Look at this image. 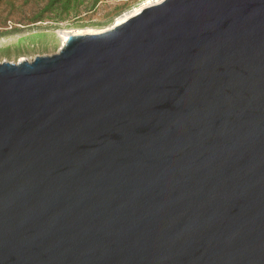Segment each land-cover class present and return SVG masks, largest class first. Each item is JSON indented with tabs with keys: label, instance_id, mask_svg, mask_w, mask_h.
I'll use <instances>...</instances> for the list:
<instances>
[{
	"label": "water",
	"instance_id": "1",
	"mask_svg": "<svg viewBox=\"0 0 264 264\" xmlns=\"http://www.w3.org/2000/svg\"><path fill=\"white\" fill-rule=\"evenodd\" d=\"M0 264H264V0L0 64Z\"/></svg>",
	"mask_w": 264,
	"mask_h": 264
},
{
	"label": "rangeland",
	"instance_id": "2",
	"mask_svg": "<svg viewBox=\"0 0 264 264\" xmlns=\"http://www.w3.org/2000/svg\"><path fill=\"white\" fill-rule=\"evenodd\" d=\"M164 1L0 0V64L56 55L69 36L104 33Z\"/></svg>",
	"mask_w": 264,
	"mask_h": 264
},
{
	"label": "bare ground",
	"instance_id": "3",
	"mask_svg": "<svg viewBox=\"0 0 264 264\" xmlns=\"http://www.w3.org/2000/svg\"><path fill=\"white\" fill-rule=\"evenodd\" d=\"M156 6H157V5H156ZM138 15H139V14H138ZM138 15H137V16H138ZM119 25H120V24H119ZM117 26H118V25H117Z\"/></svg>",
	"mask_w": 264,
	"mask_h": 264
},
{
	"label": "trees",
	"instance_id": "4",
	"mask_svg": "<svg viewBox=\"0 0 264 264\" xmlns=\"http://www.w3.org/2000/svg\"><path fill=\"white\" fill-rule=\"evenodd\" d=\"M68 3H70V2H68Z\"/></svg>",
	"mask_w": 264,
	"mask_h": 264
}]
</instances>
